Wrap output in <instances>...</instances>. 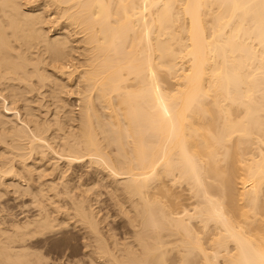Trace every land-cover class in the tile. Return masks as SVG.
<instances>
[{"label":"bare ground","instance_id":"obj_1","mask_svg":"<svg viewBox=\"0 0 264 264\" xmlns=\"http://www.w3.org/2000/svg\"><path fill=\"white\" fill-rule=\"evenodd\" d=\"M40 2L66 27L45 24L50 20L41 4L24 9L21 0H0V143L10 153L0 161V192L23 190L57 211L64 208L61 194L69 197L63 215L85 226L94 264H264V0ZM72 32L82 40H73ZM74 42L86 52L80 51L86 57L81 123L77 133L58 125L52 132L53 123L30 122L20 109L30 116L26 95L47 85L45 54L61 64H52L55 74H79L68 60ZM58 81L53 87L61 89ZM11 111L14 123L5 120ZM53 159L76 170L90 164L107 171L115 203L133 226L126 230L131 242L119 243L111 229L101 232L106 219L78 173L58 179L57 189L63 167ZM37 214L11 224V234L0 229V264H44L24 244L53 228L49 215Z\"/></svg>","mask_w":264,"mask_h":264},{"label":"rangeland","instance_id":"obj_2","mask_svg":"<svg viewBox=\"0 0 264 264\" xmlns=\"http://www.w3.org/2000/svg\"><path fill=\"white\" fill-rule=\"evenodd\" d=\"M23 1V3H22V5L24 4V5H27L28 4V6H30V4L31 3H34V2H36V4H41L40 5V9L42 8V10H44V8H45V10L44 11H46L45 13H44V16H45V14H46V19L47 20H50V21H47V23L45 22V24H49V25H51V23L52 24H54L55 23V28H56V24H60L61 22H58L57 21V23H56V21H53L54 19L53 18H51V17H54L53 16V11H50L51 9L50 8H46L43 4L44 3H41V2H43V1H41L40 2V0H35L34 2H33V0H28V1H30L29 3H25V0H21V2ZM27 0H26V2H28ZM35 3L33 4V5H36ZM23 5V7H24V9H28V8H31V7H33V6H30V7H28V6H24ZM32 5V4H31ZM48 9H49V11H50V14L49 13H47V11H48ZM44 11H42V12H44ZM48 11V12H49ZM52 14V15H51ZM47 15H48V17H47ZM51 18V19H50ZM53 19V20H52ZM54 22H52V21ZM60 21V20H59ZM62 21V24H58V28H59V26H60V29H63V28H65L66 27V25L63 23V20H61ZM49 22V23H48ZM51 22V23H50ZM64 24V25H63ZM46 25V26H47ZM45 28H47V27H45ZM76 31V30H75ZM72 36H73V40H75V41H77L80 37H83V35L81 34V36L80 37H78V35L76 36V35H74V32H72ZM52 35H53V33H52ZM51 38H53V36H50ZM77 39H76V38ZM80 40H82V39H79L78 41H80ZM77 41V42H78ZM77 42H74L75 43V45L77 44V46H75L74 45V43L72 44L73 45V47H77L78 49H79V52H78V49L77 48H74V50L73 51H69V56H68V60L70 61H72V64L74 63L75 65H77V66H75V65H73L75 68L76 67H78V69H76V71L78 70V72L77 73H79V74H76L74 77H71V78H69L67 75L65 76L64 75V77H68V78H65L64 79V77H63V75H60L58 72V74H55L56 72H53L52 70H54V68L52 69L51 67L52 66H60L61 64L60 63H57V65L55 64V63H51V61H50V55H48V56H46L47 54H45L44 56H43V60H45L46 62L45 63H48V64H51V65H49V66H47V65H45L46 66V69H48V72L46 73L47 75L46 76H48L49 75V79L47 80V85L45 86H43L42 88H41V90H39L38 92H35V94L33 93V94H31V96H30V94L29 95H26L28 98H30L29 99V104H28V106L30 107L29 109H31V112H30V116L27 114L28 112L26 111V109H28V108H24V110H23V108H21L20 109V113H21V116L23 117V118H27L28 119V121H30L31 122V120L33 119V120H35V121H39V119L42 117V123H46L47 125H50L51 126V124L53 123V125L52 126H54V127H51L52 128V132H53V130H54V132H55V130L56 129H58V127H60L61 129H62V131H64L63 130V127H64V129H65V131H67V132H74V133H77L78 132V126H80V123H81V121H79V120H81V118H80V116L82 117V115H80V114H82L81 113V109H80V98L82 97V95H80L81 93H83V91H84V84L82 83V80H81V72L84 70V68H85V64H83V62L85 63L86 61V57L83 59V57H84V55H86L85 53V48H83L84 46H83V44H81V43H77ZM83 46H81V45ZM78 45H79V47H78ZM80 46L82 47V48H80ZM34 50V49H33ZM75 50H76V53H77V56H74V54L76 55V53H75ZM80 51L84 54V55H82L81 56V53H80ZM36 52V50L33 52V53H35ZM70 52H74L73 53V55H70V54H72V53H70ZM28 54V56L30 55V53H27ZM34 55H36V53L34 54ZM81 57L80 59L79 58H77V57H79V56ZM46 56V57H45ZM70 56L72 57V58H70ZM34 57H36V56H34ZM75 59H74V58ZM78 61H80V62H78ZM68 60L66 61L65 60V62L63 61L62 62V64L63 63H65L66 64V62H68ZM84 60V61H83ZM48 61V62H47ZM82 61V62H81ZM79 63H82V64H80V65H82V66H80L79 65ZM52 64H54V65H52ZM79 66H80V68H79ZM49 67V68H48ZM81 67H83L82 69V71L80 72V69H81ZM75 68H74V70H75ZM50 70V71H49ZM52 73V74H51ZM79 75V76H78ZM54 76V77H53ZM58 77V79L60 80V81H58V84H61L63 87H60L61 89H59L58 87L56 88L55 86L53 87V82H54V80H55V78H57ZM53 77V78H52ZM62 79H61V78ZM72 78H74V79H72ZM77 78H78V80H77ZM52 79H53V81H52ZM67 79V80H66ZM69 79H71L72 80V82H70L69 81ZM74 80V81H73ZM51 81V82H50ZM66 81V82H65ZM76 81V82H75ZM81 81V82H80ZM49 82V83H48ZM65 85H63V84ZM65 83H68V84H65ZM70 83V84H69ZM77 83V84H76ZM81 83V84H80ZM52 86H51V85ZM79 84L81 85V86H79ZM67 85V86H66ZM70 87H72V89L71 88H69V86ZM79 87H78V86ZM47 86H48V88H47ZM50 86V87H49ZM46 87V88H45ZM65 87H66V90H64V91H62L63 89H65ZM51 88H55L56 89V91H57V93L56 94H59V95H57L56 96V94L53 96V95H51L52 93V89ZM63 88V89H62ZM67 88H69L70 89V91L67 89ZM82 89L81 91L80 90H78V89ZM45 91H44V90ZM47 89H49V90H51V91H49V90H47ZM68 90V91H67ZM71 90H73L74 92H72ZM78 90V91H77ZM40 91H43V92H41L40 93ZM65 91H67V94H66V92ZM77 91V92H76ZM62 92V93H61ZM64 92H65V94H64ZM72 92V93H71ZM80 92V94H78ZM39 93V94H38ZM51 93V94H50ZM68 94H69V96L70 95H72V96H70V97H72V98H70L69 96H68ZM78 94V95H77ZM34 95H36L37 97H35ZM43 95H44V98H43ZM47 95V96H46ZM67 95V97H68V99L65 97ZM42 96V97H41ZM51 96V97H50ZM62 96V97H61ZM39 97V98H38ZM49 97V98H48ZM54 97V98H53ZM58 97V98H57ZM59 97H61V98H59ZM64 97V98H63ZM78 97H80V98H78ZM34 99V101H32L33 99ZM38 98V99H37ZM45 99L44 101H43V99ZM66 98V99H65ZM77 98V99H76ZM52 99V100H51ZM62 101H61V100ZM31 100V101H30ZM36 100V101H35ZM40 100V101H39ZM42 100V101H41ZM64 100V101H63ZM70 100V101H69ZM79 102H78V101ZM37 101H39V102H37ZM45 101H46V103H45ZM48 101V102H47ZM58 101V102H57ZM67 101V102H66ZM34 102V103H33ZM44 102V103H43ZM51 102H53V103H51ZM62 102H63V104H62ZM66 102V103H65ZM30 103H31V105H30ZM59 103V104H58ZM36 104V105H35ZM42 104V105H41ZM47 104V105H46ZM48 104L50 105V107L48 106ZM65 104V105H64ZM66 104H68V105H66ZM74 104V105H73ZM79 104V105H78ZM23 105H25L24 103H20V104H18V106H23ZM44 105V106H43ZM57 105H58V107H57ZM44 108H43V107ZM45 106H47V110L45 109L46 107ZM53 106H55V107H53ZM61 106H63V107H61ZM13 108H14V106H12ZM39 109H38V108ZM49 107V108H48ZM55 109V110H53V109ZM56 108H57V111H56ZM62 110H61V109ZM66 108V109H65ZM53 111H52V110ZM68 109H70V110H68ZM23 110V111H22ZM33 110V111H32ZM36 110V112H34ZM46 110V111H45ZM60 110H61V112H60ZM66 112V115H65V112ZM73 112H72V111ZM99 110V111H98ZM43 111V112H42ZM44 111H45V114H43L44 113ZM55 111V112H54ZM69 111V112H68ZM97 111H98V114H100L101 116L103 115L102 113V108L98 105L97 106ZM27 112V113H26ZM32 112H34V113H32ZM38 112V113H37ZM79 112V113H78ZM14 113V114H13ZM15 111H11V113H9L8 114V116H7V118H5V120L6 121H8V122H11V123H14V120H15V118H16V116H15ZM49 113H50V115H49ZM53 113H55V114H53ZM58 115H57V114ZM62 113V114H61ZM69 113V114H68ZM71 113V114H70ZM73 113H75L74 115H73ZM78 113V114H77ZM11 114V115H10ZM25 114V115H24ZM35 114V115H34ZM37 114V115H36ZM41 114V115H40ZM48 114V115H47ZM26 115H27V117H26ZM31 115H33V116H31ZM64 115V116H63ZM47 116V117H46ZM49 116V117H48ZM52 116H53V118H52ZM57 116V117H56ZM58 116H59V118H58ZM63 118H62V117ZM77 116V117H76ZM9 117V118H8ZM29 117V118H28ZM35 117H36V119H35ZM37 117H38V120H37ZM44 117V118H43ZM55 117V118H54ZM61 117V118H60ZM69 117V118H68ZM72 117V118H71ZM13 118V119H12ZM51 118H52V120H51ZM9 119V120H8ZM10 119H12L13 120V122H12V120H10ZM30 119V120H29ZM46 119V120H45ZM60 119V120H59ZM65 119H67V120H65ZM74 119V120H73ZM32 120V121H33ZM44 120V121H43ZM47 121V122H46ZM54 121H56V123L54 122ZM15 122H16V120H15ZM51 122V123H50ZM58 122H59V124H58ZM70 122V123H69ZM73 122V123H72ZM76 122H79V123H76ZM39 123H41L40 121H39ZM61 123V124H60ZM56 124V125H55ZM64 124H66L65 126H64ZM79 124V125H78ZM57 125H58V127H57ZM71 126V127H70ZM73 126H74V131H72L73 130ZM57 127V128H56ZM67 127H68V129H67ZM69 129H70V131H69ZM50 131V132H51ZM50 132H49V134H50ZM64 133V132H63ZM1 148H3V145H1V143H0V161L2 162V160L3 161H5V160H7L6 158H8L9 159V157H8V155L10 154L9 153V151L8 150H6V148L4 147L3 149H4V151L1 149ZM7 152V154H6V152ZM3 152V153H2ZM5 154V155H4ZM3 157V158H2ZM6 157V158H5ZM52 161H54V159L52 160ZM51 161V163H50V165H53L52 167H56V165L55 164H57V163H59L58 165H59V167H63V168H61L62 169V172L61 173H59L58 174V176L55 178L56 180H57V182L56 181H54V183H56L57 185H59V186H57L58 188L57 189H59V191L61 192V189H62V184H61V182L63 181V179H70L71 178V175H80V176H82V181H85V183L86 184H88V186H90L89 188L91 189V191L90 192H92V193H89V195H88V198L90 199V200H92V198L94 199V200H92L93 202H91V203H93V205H95L94 206V208H96L97 207V209H99V207H100V209H99V211H101V213H100V217L102 218L103 216H104V218L106 219V221H104V223L102 222V224L101 225H99V226H102V225H104V226H102V228L101 227H99L100 229H101V232L103 233V231L105 230V229H111V233L112 234H114L116 237H118V238H116L117 240H118V242L120 243L121 242V244H123L124 242V244H127V242L129 243V242H131V239H130V237H128V236H131V234H128V233H132L131 231H134L133 230V226H131V225H129L130 223H129V218L127 217V216H125V215H122V214H124L123 212V210L122 209H120V207L118 206V204L117 203H115L116 202V200H115V198H114V195L112 194V192H111V187L110 186H108V185H110L111 184V182L113 181L112 180V178L107 174V171H105L104 172V170H103V172H101L102 170L101 169H98V168H95L94 166H91L90 164H88V165H90V166H88L87 164H84V165H82L81 167H78L77 168V170H76V168L74 169V167L73 166H69L68 167V165H65V163H62V162H56V160L54 161L55 162V164L53 163ZM66 168H65V167ZM89 168V170L91 171H89L88 169H86L87 167ZM68 167V168H67ZM84 168V170H83V168ZM94 168V169H93ZM66 169V170H65ZM74 169V170H73ZM70 170V171H69ZM79 170V171H78ZM96 170V171H95ZM101 170V171H100ZM64 171V172H63ZM76 171V172H75ZM69 174H68V173ZM84 172V173H83ZM86 172H88V173H86ZM92 172H93V174H92ZM96 172V173H95ZM65 173H67V175L65 176ZM78 173V174H77ZM99 175H98V174ZM105 173V175H102V174H104ZM62 174V175H61ZM83 174V175H82ZM86 174V175H85ZM78 175V176H79ZM61 176V177H60ZM72 176V177H73ZM85 176H86V178H85ZM87 176H88V178H87ZM107 176V177H106ZM50 177V176H49ZM54 175H53V179H54ZM67 177V178H66ZM104 178V179H103ZM107 180H106V179ZM53 179H51V177L50 178H48V176L47 177H45L44 178V181H48V183H49V181H50V183L52 182V180ZM61 180V182L59 181V180ZM102 179V180H101ZM111 180V181H110ZM90 183H89V182ZM107 181V182H106ZM108 181H110V182H108ZM6 182H8V183H10L9 182V180L8 181H6ZM105 182V183H104ZM59 183V184H58ZM95 183V184H94ZM73 184H76L77 186H78V184L77 183H71L70 184V186H73V187H75L76 185H73ZM90 184V185H89ZM92 184H93V186H92ZM106 184V185H105ZM61 185V186H60ZM76 186V187H77ZM121 186V187H120ZM73 187H71L70 189H72ZM106 187V188H105ZM108 188V189H107ZM110 188V189H109ZM119 188L120 189H122V185H120L119 184ZM8 189H10V190H8ZM13 189V188H12ZM12 189L9 187V188H7L6 190H3V189H1V190H3V191H1L0 193H4L5 194V192H7L6 193V195H4L3 193H2V195L0 194V206H1V208H0V229L2 228V229H6L7 231H8V233L10 232V234L11 233H13L12 231H14V229L13 230H11V228H14L13 226L14 225H16V224H21V225H24L25 224V222L27 221V222H29V221H31V220H33L35 217H36V215L38 216V214H37V212L39 211V215H49L50 217H51V219L52 218H55V219H53V221L50 219L49 220V222L51 221L52 223H53V226H52V223L50 222V224H51V226L54 228H47V229H44L43 231H41V232H45L44 234H40V233H36L37 235H35V236H29V237H27V239H26V241L28 242V244H27V242L25 241V243L24 244H26L25 245V247H29V248H26L27 250L28 249H30L29 251H27V252H29V253H31V258L35 261L36 259H42L41 261L44 263V264H59L60 262V264H94L93 262H92V259H91V250L92 249H94V248H91V247H87V249H85L86 248V244L87 243H89L88 241H87V238H85L87 235L85 234V232H86V229H85V226H83V224H81L80 222H76V218H70V220L72 219L73 220V222H72V220L71 221H69V220H67L66 219V217H65V215H66V213H64L65 212V204H66V202H71V200H70V198L69 197H67L66 195V198H63V197H65L64 196V194H61V199H60V203L58 204V205H60V207L62 206V204H64L63 206H64V208L62 207V208H60V209H63V210H58L57 211V206L56 205H54V206H51V205H49L48 203H47V201H45L44 199L42 200L40 197H37L38 198V201H37V198H34V196H30L29 195V193H23V190H21V192L20 191H18V192H15L14 194H13V192L14 191H12ZM58 191V190H57ZM58 191V192H59ZM176 191H180V189H177ZM78 192V190H73V194L75 193H77ZM17 193H19V194H17ZM22 195H21V194ZM110 193V194H109ZM185 194H189L188 192H184ZM25 194V195H24ZM78 194V193H77ZM14 195V196H13ZM63 195V196H62ZM112 195V196H111ZM190 195V194H189ZM21 196V197H20ZM27 196V197H26ZM30 196V197H29ZM8 197V198H7ZM32 197V198H31ZM91 197V198H90ZM7 198V199H6ZM17 198V199H16ZM113 198V199H112ZM14 199V200H13ZM62 199L63 200H65V201H62ZM69 199V200H68ZM96 199V200H95ZM20 200V201H19ZM33 202H32V201ZM36 200V201H35ZM41 202L40 204L38 203V202ZM95 201H98L99 203H97L96 204V202ZM24 202V203H23ZM46 202V203H45ZM42 203L45 205V207L46 208H44V205H42ZM18 204V205H17ZM37 204L39 205V206H37ZM3 205V206H2ZM29 207H28V206ZM41 205V206H40ZM48 205V206H47ZM22 206V207H21ZM99 206V207H98ZM4 207V208H3ZM28 207V208H27ZM33 207V208H32ZM39 207V208H38ZM43 207V208H42ZM51 209L52 207V209H55V210H51V212L52 213H56V215L55 214H49V213H51L50 211H49V208ZM120 210H119V209ZM4 209V210H3ZM38 209V210H37ZM46 209V210H45ZM14 210V211H13ZM27 210V211H26ZM41 210V211H40ZM4 211V212H3ZM12 211V212H11ZM43 211H45V213L43 212ZM49 211V212H48ZM64 211V212H63ZM13 212H15V214L13 213ZM58 212H60V213H58ZM62 212V213H61ZM73 213V211H70V213L69 214H72ZM121 212V213H120ZM10 213V214H9ZM19 213V214H18ZM23 213V214H22ZM26 213V214H25ZM3 214H5V215H3ZM9 214V215H8ZM59 214H60V216H59ZM63 214H65V215H63ZM121 216H120V215ZM52 215V216H51ZM103 215V216H102ZM15 216V217H14ZM34 218H33V217ZM59 216V217H58ZM74 215H72V217H73ZM6 217V218H5ZM9 217H10V219H9ZM20 217V218H19ZM25 217H26V220H25ZM27 217H28V219H27ZM30 217H32V218H30ZM14 218V219H13ZM63 218H65L64 220H63ZM17 219V221H15ZM61 219H62V221L63 222H65L66 223V221H67V224H63V222L61 221ZM56 220V221H55ZM75 220V221H74ZM102 220H104L103 218H102ZM7 221V222H6ZM19 221V222H18ZM59 221V222H58ZM62 223H61V222ZM2 222V223H1ZM15 224H14V223ZM17 222V223H16ZM24 222V224H22ZM56 222V223H55ZM72 222V223H71ZM127 222V224H125ZM6 223V224H5ZM55 223V224H54ZM63 224L64 226H66V227H64L63 225H62V227H61V225L59 226L58 224ZM78 223V224H77ZM11 224H13V225H11ZM56 224L58 225L57 226V228H56ZM73 224H76V227H75V225L73 226ZM81 224V225H80ZM122 224V225H121ZM7 225V226H6ZM10 225H11V228H10ZM80 225V226H79ZM83 226V227H82ZM108 226H109V228H108ZM128 226V227H127ZM6 227V228H5ZM10 229H9V228ZM73 227V228H72ZM75 227V228H74ZM82 227V228H81ZM110 227H112V228H110ZM125 227V228H124ZM61 228V229H60ZM68 228V229H67ZM98 228V229H99ZM104 228V229H103ZM129 228H131V230L129 229ZM9 229V230H8ZM48 229H49V231H48ZM99 229V230H100ZM117 229H119V230H117ZM121 229V230H120ZM125 229V231L127 230V231H130V232H128L127 233V231L125 232V231H123ZM46 230H47V232H46ZM52 230H53V232H52ZM57 230V231H56ZM77 231V232H76ZM106 231V230H105ZM117 231V232H116ZM50 232V233H49ZM83 234V239L81 238L82 237V234ZM105 233V232H104ZM118 233V234H117ZM126 233V234H125ZM48 234V235H47ZM59 234V235H58ZM128 234V235H127ZM43 235V236H42ZM73 235V236H72ZM86 235V236H85ZM46 236V237H45ZM85 236V237H84ZM126 236V237H125ZM3 238V237H2ZM67 238V239H66ZM127 238H128V240H127ZM30 239V240H29ZM35 239V240H34ZM73 240V241H72ZM84 240V241H83ZM30 241V242H29ZM50 241V242H49ZM87 241V242H86ZM37 242V243H36ZM43 242V243H42ZM29 243H31L30 244V246H29ZM28 245V246H27ZM16 246H19V244L18 245H16ZM34 250V251H32L31 252V248ZM36 249H35V248ZM85 249V250H84ZM18 250V249H17ZM44 250V251H43ZM88 250V251H87ZM40 251V252H39ZM91 251V252H90ZM34 252V254H32ZM39 252V253H38ZM87 252V253H86ZM89 254V255H88ZM37 255H40V256H37ZM87 255V256H86ZM35 256V257H34ZM37 257V258H36ZM42 257V258H41ZM84 259V260H83ZM49 260V261H48ZM62 260V261H61ZM37 261V260H36ZM47 261V262H46ZM51 261V262H50ZM55 261V262H54ZM78 261V262H77ZM91 261V262H90ZM46 262V263H45ZM81 262V263H80ZM85 262V263H84Z\"/></svg>","mask_w":264,"mask_h":264}]
</instances>
